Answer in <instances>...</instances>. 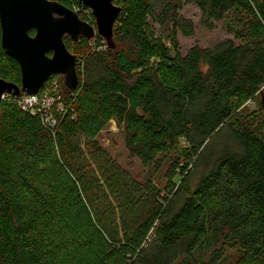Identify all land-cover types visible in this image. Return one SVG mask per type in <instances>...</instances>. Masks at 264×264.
<instances>
[{
    "label": "trees",
    "instance_id": "1",
    "mask_svg": "<svg viewBox=\"0 0 264 264\" xmlns=\"http://www.w3.org/2000/svg\"><path fill=\"white\" fill-rule=\"evenodd\" d=\"M188 1L233 38L184 56L177 5L117 0L115 50L99 35L95 46L64 38L85 61L74 91L54 75L66 107L55 127L0 100V264H264V0ZM0 78L21 84L1 25ZM113 119L131 156L158 169L170 161L164 188L100 146ZM225 129L235 148L210 157L192 187L199 157Z\"/></svg>",
    "mask_w": 264,
    "mask_h": 264
},
{
    "label": "water",
    "instance_id": "2",
    "mask_svg": "<svg viewBox=\"0 0 264 264\" xmlns=\"http://www.w3.org/2000/svg\"><path fill=\"white\" fill-rule=\"evenodd\" d=\"M79 1L92 11L94 24L55 0H0L1 45L21 71V84L0 78V100L5 93L34 95L57 74L74 91L79 85L78 56L68 49L65 36L78 41L99 35L109 51L117 48L114 29L122 11L117 0Z\"/></svg>",
    "mask_w": 264,
    "mask_h": 264
},
{
    "label": "rangeland",
    "instance_id": "3",
    "mask_svg": "<svg viewBox=\"0 0 264 264\" xmlns=\"http://www.w3.org/2000/svg\"><path fill=\"white\" fill-rule=\"evenodd\" d=\"M177 5V12L180 16L181 25L178 27L177 35L180 42V52L182 55H186L187 52L195 46L201 48H214L220 42L233 38V33H231L224 21H213V27H208L203 21V13L200 7L195 2H189L188 0H156L157 10L162 11V9L167 4ZM88 15H93L92 11L87 12ZM91 13V14H89ZM89 17V16H88ZM94 20V18H93ZM152 21V19H150ZM153 29L157 36L163 37L166 43L169 44L170 40L167 37V33L162 25L158 22H151ZM96 37V36H95ZM96 39L93 38L92 46H95ZM105 44V42H104ZM105 49V45L103 47ZM82 63L85 61L84 57L80 55V60ZM202 69L204 71L208 70V65L206 62L202 64ZM251 110H259V103H253L250 106ZM97 141L106 151L114 158L122 167L128 169L130 173L139 181L144 182L148 178H152L156 183H158L162 188L167 184L166 171L170 166V161H166L162 168L158 169L155 165L145 166L141 160L137 157L130 155L124 133L123 125H120L115 119L111 120L108 125L100 132L97 137ZM187 143L186 140L182 139V146ZM235 141L230 131L225 129L221 131L213 140H211L202 156L199 157L197 166L193 169V176L191 180L192 187L196 185L205 171L206 162L210 157L214 158L216 153L222 151L227 147L231 149L235 148ZM188 147V146H187ZM173 156L176 157V153L173 152ZM181 176L178 175L175 178L176 182H179ZM155 238V237H154ZM237 252L231 250L229 256L232 260H235ZM237 257V256H236ZM230 260L228 261L229 264Z\"/></svg>",
    "mask_w": 264,
    "mask_h": 264
},
{
    "label": "built area",
    "instance_id": "4",
    "mask_svg": "<svg viewBox=\"0 0 264 264\" xmlns=\"http://www.w3.org/2000/svg\"><path fill=\"white\" fill-rule=\"evenodd\" d=\"M84 8L85 6L81 4V6L74 5L72 9L78 13L83 20H86L84 16L89 15L87 12H85ZM88 22L91 23V21ZM82 69V59L80 60L78 57L77 71L80 72ZM1 100H13L19 105L21 109L28 111L33 115H40L43 118L45 124L49 127L56 126L57 114L59 115L60 113L64 112L66 108L62 102L63 95L61 92V82L54 76L51 77V80H48L38 91V93L34 95L18 96L11 93H5L1 96Z\"/></svg>",
    "mask_w": 264,
    "mask_h": 264
},
{
    "label": "flooded vegetation",
    "instance_id": "5",
    "mask_svg": "<svg viewBox=\"0 0 264 264\" xmlns=\"http://www.w3.org/2000/svg\"><path fill=\"white\" fill-rule=\"evenodd\" d=\"M51 54V53H50ZM53 77V76H52Z\"/></svg>",
    "mask_w": 264,
    "mask_h": 264
}]
</instances>
